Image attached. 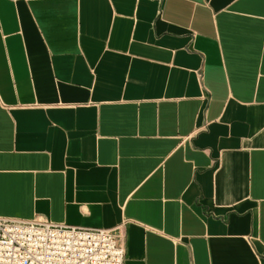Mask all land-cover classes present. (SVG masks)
<instances>
[{
	"label": "crops",
	"instance_id": "1",
	"mask_svg": "<svg viewBox=\"0 0 264 264\" xmlns=\"http://www.w3.org/2000/svg\"><path fill=\"white\" fill-rule=\"evenodd\" d=\"M0 218L264 264V0H0Z\"/></svg>",
	"mask_w": 264,
	"mask_h": 264
},
{
	"label": "built area",
	"instance_id": "2",
	"mask_svg": "<svg viewBox=\"0 0 264 264\" xmlns=\"http://www.w3.org/2000/svg\"><path fill=\"white\" fill-rule=\"evenodd\" d=\"M119 231L0 218V264H123Z\"/></svg>",
	"mask_w": 264,
	"mask_h": 264
}]
</instances>
